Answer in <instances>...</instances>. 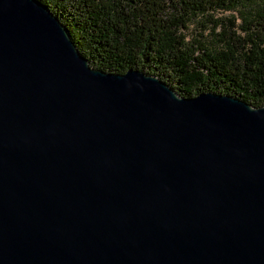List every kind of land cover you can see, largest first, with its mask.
Masks as SVG:
<instances>
[{"label":"water","instance_id":"obj_1","mask_svg":"<svg viewBox=\"0 0 264 264\" xmlns=\"http://www.w3.org/2000/svg\"><path fill=\"white\" fill-rule=\"evenodd\" d=\"M0 264H264V106L93 68L0 0Z\"/></svg>","mask_w":264,"mask_h":264},{"label":"trees","instance_id":"obj_2","mask_svg":"<svg viewBox=\"0 0 264 264\" xmlns=\"http://www.w3.org/2000/svg\"><path fill=\"white\" fill-rule=\"evenodd\" d=\"M91 67L140 70L180 96L215 93L264 106V0H37ZM219 11L229 17L215 18ZM194 21L202 32L190 39Z\"/></svg>","mask_w":264,"mask_h":264},{"label":"rangeland","instance_id":"obj_3","mask_svg":"<svg viewBox=\"0 0 264 264\" xmlns=\"http://www.w3.org/2000/svg\"><path fill=\"white\" fill-rule=\"evenodd\" d=\"M229 17V13L221 12L219 11L218 13L215 14V18H226ZM202 32L200 28V24L197 23V21H194L193 24L190 26V29L186 31L187 36L190 39L197 38L198 34Z\"/></svg>","mask_w":264,"mask_h":264}]
</instances>
